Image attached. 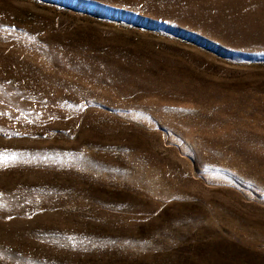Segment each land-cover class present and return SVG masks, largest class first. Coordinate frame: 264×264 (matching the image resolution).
<instances>
[{
    "label": "rangeland",
    "instance_id": "obj_1",
    "mask_svg": "<svg viewBox=\"0 0 264 264\" xmlns=\"http://www.w3.org/2000/svg\"><path fill=\"white\" fill-rule=\"evenodd\" d=\"M0 264H264V0H0Z\"/></svg>",
    "mask_w": 264,
    "mask_h": 264
}]
</instances>
